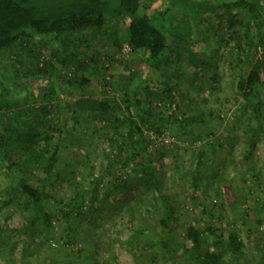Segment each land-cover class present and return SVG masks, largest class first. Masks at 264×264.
Returning a JSON list of instances; mask_svg holds the SVG:
<instances>
[{
    "label": "rangeland",
    "instance_id": "374dc122",
    "mask_svg": "<svg viewBox=\"0 0 264 264\" xmlns=\"http://www.w3.org/2000/svg\"><path fill=\"white\" fill-rule=\"evenodd\" d=\"M146 5L149 6V3L146 2ZM239 18L245 20L243 15ZM163 19L166 28L176 23L179 30L184 29V33L187 31L185 34L189 35L187 46L183 38L176 40L178 44L169 38L180 49L179 57L175 54L171 56L173 62L170 64L173 65H169L165 73L169 79L168 85L175 88L178 94L177 105L171 104L168 110L178 118L196 115L201 109L200 100L207 98L211 107H218L221 111L220 120L216 116L195 127V133L201 138L196 143L189 144V140L185 142L186 138L182 135H173V127L169 126L163 136L167 135V140L173 137L172 145L162 146L156 151L149 148L148 153L152 156L145 154L142 158L145 163L155 162L152 163L154 176L159 173L164 181L162 192L169 197L174 217L166 219V226L161 227L159 220L163 213L158 196L154 191L145 190L142 182L139 187L132 175H126V170L124 173L115 171L114 174L121 177L118 179H122L126 185L122 183V188L112 190L110 199L99 196L98 203H95L96 217L88 214L86 201H83L86 206L81 208V221L73 216L65 219L58 211L59 204L77 195L87 199L94 175H98L102 166H106L104 153H107L108 143L103 137L111 132V129H103L102 124L98 123L82 122L73 127L72 119H68L61 134L57 163L50 177L42 171H33L27 177L31 186L45 184L49 191L51 198L43 204V211L50 220L48 223L37 220L30 226L34 213L31 207L24 209L26 198L14 190L11 194L3 193L9 188V183H14L22 173V170L15 168L20 166L21 153L9 149L0 151V264H186L188 257H185V250L190 247V242L184 231L189 225L200 228L210 225L215 232L206 238L209 245L217 241L219 234L226 237L228 228L237 230L239 240L244 244L243 253L238 255L237 261L234 256L224 257L221 264H264V123L253 120L251 108L246 107L248 102L236 97L232 91V85L239 76L245 75L247 68L245 64L235 68L236 56H229L227 51L219 48V32L222 29L217 22L211 23L207 29L203 23L194 24L187 17L182 22L179 19L173 21L172 15L167 14ZM112 24L117 27L121 43H124V23L113 19ZM72 37L76 42L81 40L82 44L78 47H69L80 60L88 61L92 51L99 48L100 43L86 41V33L73 34ZM14 50L16 52L18 48ZM105 52L113 54L107 49ZM14 55L12 52L0 56V70L9 65L7 63ZM118 57L119 63L103 73L107 78L106 85L100 81L101 73L93 74L89 69L83 73V77L89 81L87 86L77 90L74 99H66L71 103L79 98L111 99L125 93V85L135 90L143 80L158 90L162 89L160 72L139 65L142 63L140 56L124 51ZM197 64L201 68L194 76L187 67ZM134 72L133 82L127 84ZM2 74L5 79L3 82V78H0V89L4 91L8 89L5 84L13 85V80L6 79L12 77L13 73L9 74L7 69ZM193 78L198 82L202 80V91L193 89ZM212 86L216 89V97H211ZM41 87L27 85L18 90L11 88L8 96L0 98V130L18 122L21 128L27 126L26 122L31 119L29 114L27 117L23 114L30 113L27 110L32 114L38 112L37 107L42 102L37 91ZM179 96H185V99ZM258 97L264 113V85L259 87ZM189 100L194 105H186ZM19 112L21 114L17 116ZM161 125L164 126L163 123ZM211 129L215 134L209 138L207 134ZM250 130H254L252 139ZM215 137L219 138L218 143L225 146L219 153L211 155L208 159L211 162L206 164V168L199 167L204 173L194 192L189 184V173L197 168L196 148L205 145L208 140L216 142ZM189 146L192 150L188 149ZM176 147L177 152L185 155L183 158L171 154ZM158 153H161L160 158L165 159L162 167L157 164L158 158L153 159L154 154ZM89 156L94 159L92 171L86 160ZM203 162L204 158L201 164ZM9 165L15 167L10 169ZM240 170L242 173L236 176ZM102 217L104 220L100 219ZM88 219L95 220L90 223Z\"/></svg>",
    "mask_w": 264,
    "mask_h": 264
},
{
    "label": "trees",
    "instance_id": "16d2710c",
    "mask_svg": "<svg viewBox=\"0 0 264 264\" xmlns=\"http://www.w3.org/2000/svg\"><path fill=\"white\" fill-rule=\"evenodd\" d=\"M167 14L172 15L173 21L179 19L182 22L187 17L194 24L203 23L207 29L213 22L220 25L222 30L219 32V48L227 51L229 56H236L235 68L243 64L247 68L245 75L239 76L232 85V91L236 97L248 102L246 107L251 108L253 120L263 124L264 113L261 111L258 89L264 85V0H0V56L12 52L15 54L8 61L9 65L0 70L3 82V71L7 72L8 69L9 74L13 73L12 77L6 78L13 80V85L5 84L8 89H0V98L8 96L11 88L18 90L27 85L42 86L37 91L42 102L37 107L38 112L32 114V111L27 110L31 114H23L25 117L29 114L31 119L26 122L27 126L21 128L17 121L16 125L0 130V151L9 149L21 153L20 166L9 165L8 168L22 170L3 193L11 194L14 190L26 198L24 209L31 207L34 213L30 226L37 220L44 223L50 221L43 211V204L51 197L45 184L33 187L28 183L27 177L33 171H42L50 177V172L57 163L60 138L68 119H72L73 127L82 122L98 123L102 124L103 129H111V132L105 133L103 137L108 143L107 153H104L107 157L106 166H102L98 175H94L87 199L77 195L76 198L59 204L58 211L65 219L73 216L81 221V208L86 205L88 214L96 217L95 203H98L99 196L110 199L112 190L126 185V182L118 179L121 177L114 175L115 171L124 173L126 170V175H132L139 187L142 182L145 190L154 191L158 196L163 213L159 220L161 227L166 226V219L174 217L169 197L162 192L164 181L159 173L154 176L152 163L155 162L145 163L142 158L149 154V148L156 151L162 146L172 145L174 138L167 140L168 136H163L169 126L173 127V135H182L186 138L185 142L189 140V144L196 143L201 138L195 133V127L216 116L220 120L221 111L218 107H211L207 98L200 100L201 109H198L196 115L178 118L168 110L171 104L177 105L178 94L175 88L168 85L169 79L165 73L168 70L166 68L173 65L170 64L173 62L171 56L175 54L179 57L180 49L169 38L175 40L176 44L177 39L183 38L187 46L189 35L185 34L187 31L184 33V29L179 30L176 23L166 28L163 16ZM240 15L245 17L244 21L239 18ZM113 19H118L125 25L124 43H121L117 27L112 24ZM85 33L87 42L100 43L99 48L92 51L88 61L80 60L69 49L82 44L80 39L76 42L72 35ZM15 48H18L16 52ZM106 49L113 54H107ZM124 51L140 56L142 63L139 65H146L154 72H160L162 89L158 90L150 82L143 80L135 90L125 85V93L111 99L79 98L73 103L66 99H74L76 91L87 86L89 81L83 77V73L89 69L93 74L101 73L100 81L106 85L107 78L103 73L119 63L118 56ZM175 63L176 68L178 63L177 66ZM199 66L197 64L187 68L197 76L201 68ZM135 74H131L132 79L127 84L133 82ZM200 82L194 78L191 80L196 92L202 91ZM211 90V97H216L215 87L212 86ZM179 97L185 99V96ZM192 102L189 100L186 105H191ZM20 114L19 112L17 116ZM253 132L254 130H250L251 139ZM213 133L211 129L207 136L211 138ZM214 139L216 142L208 140L205 145L196 148L197 168L189 173V184L194 192L204 173L199 167L206 168V164L211 162L208 161L211 155L219 153L225 146L217 142L219 138ZM177 147L171 154L181 159L185 155L177 152ZM188 149L192 150L190 146ZM158 154H154L153 159L158 158L157 164L162 167L165 159L159 157L161 153ZM203 158L205 162L201 164ZM86 160L92 171L94 159L89 156ZM240 173L242 170L236 172V176ZM90 176L93 177V174ZM83 201H86V205ZM100 219L104 220L103 217ZM88 220L91 223L95 219ZM214 232L210 225L205 228L189 225L185 228V237L190 242V247L185 250V257H188L186 264H221L222 259L229 256H234L237 261L238 255L244 250L237 230L228 228L226 237L219 234L217 241L209 245L206 238Z\"/></svg>",
    "mask_w": 264,
    "mask_h": 264
}]
</instances>
